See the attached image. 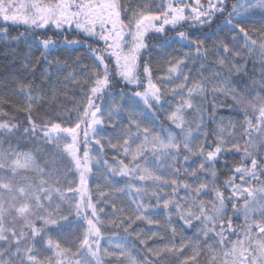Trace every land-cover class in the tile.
Returning <instances> with one entry per match:
<instances>
[{
    "label": "trees",
    "instance_id": "16d2710c",
    "mask_svg": "<svg viewBox=\"0 0 264 264\" xmlns=\"http://www.w3.org/2000/svg\"><path fill=\"white\" fill-rule=\"evenodd\" d=\"M112 1L148 43L127 83L79 18L41 28L0 0L21 21L0 23V193L24 177L75 201L8 210L0 264H264V0ZM26 155L41 174H12Z\"/></svg>",
    "mask_w": 264,
    "mask_h": 264
},
{
    "label": "rangeland",
    "instance_id": "374dc122",
    "mask_svg": "<svg viewBox=\"0 0 264 264\" xmlns=\"http://www.w3.org/2000/svg\"><path fill=\"white\" fill-rule=\"evenodd\" d=\"M112 0H89L81 1L77 0H61L58 4L51 7H33V12L26 13L23 5L19 9H15L12 6L11 11L15 14L32 15L41 18V20H74V17L80 19L79 23H83L88 26V21L94 16L99 15L106 21H115L116 31H121L120 26L115 18V13L112 8ZM264 6V3H261ZM170 7V6H168ZM173 10L172 8H170ZM250 6H238L236 10V15L238 17L245 16L250 10ZM5 9L0 7V15L4 13ZM14 15V14H13ZM96 27H100L98 24ZM112 25L109 23L108 28L111 29ZM142 29V28H141ZM12 165V174L15 175L19 171L21 174L26 175V173L33 176L41 174V169L33 162L30 156H22L16 158L10 162ZM24 177H18L15 186L11 184L2 183V187L6 190V193H0V223L5 218L6 212L10 209H15L19 203H24L26 206L23 216L27 217L29 211H32L37 206L39 208L48 210L54 209L59 206L60 203L71 205L74 201L73 198H69L65 195L64 191L58 196L56 187H51L49 184L45 185L41 180L38 182H31ZM71 182L70 180L68 181ZM43 212V210H42ZM31 213V212H29ZM40 213V211L38 212ZM4 224V223H3ZM2 225V224H1ZM113 243V242H112ZM18 256L17 249L13 250L12 257L16 258ZM6 264H11L7 260Z\"/></svg>",
    "mask_w": 264,
    "mask_h": 264
},
{
    "label": "snow or ice",
    "instance_id": "6c2138e0",
    "mask_svg": "<svg viewBox=\"0 0 264 264\" xmlns=\"http://www.w3.org/2000/svg\"><path fill=\"white\" fill-rule=\"evenodd\" d=\"M17 0H13L12 6L14 7ZM25 12L28 10V3L25 0V4L23 5ZM21 21L8 20L7 18H0V23L4 25H8L9 23H20ZM55 25V28L58 31H63V27L66 25L68 31L72 30V22L71 20L64 21V24L57 22L56 20L52 21ZM35 23V21H33ZM109 23H111V29L108 28ZM210 23V21H209ZM100 25L102 29H105L102 33L98 34L96 32V26ZM47 25V20L45 19L44 23L40 25V27H45ZM76 29L82 32L86 37L90 39H98L105 45L106 54L113 58L114 62L117 64L118 68H122V71L118 72V75L125 80L127 83L130 77L133 75V72L138 68L141 55L148 49V43L146 40V33L137 32L136 34L132 33H124L122 31H116V23L115 21H106L99 15L94 16V18L88 21V26L86 27L83 23H77ZM203 25L201 24V27ZM0 31L7 33L6 28L0 29ZM162 31V29H161ZM130 36L131 41L125 39V36ZM178 39H184V34H179ZM41 48L43 49V56L41 59H44L47 64L51 65V61H47V52L48 49L57 42L52 38H38ZM61 44L65 47L72 49L81 46L82 42L79 38H73L69 40L65 35L61 41ZM84 46H87L86 44ZM123 62V63H121ZM33 66L31 70H35ZM27 67V64L25 65ZM145 71H149V67L145 66ZM44 74L48 75L49 68L45 67Z\"/></svg>",
    "mask_w": 264,
    "mask_h": 264
}]
</instances>
